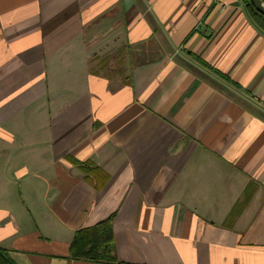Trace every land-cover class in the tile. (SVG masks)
Returning <instances> with one entry per match:
<instances>
[{
    "label": "crops",
    "instance_id": "1",
    "mask_svg": "<svg viewBox=\"0 0 264 264\" xmlns=\"http://www.w3.org/2000/svg\"><path fill=\"white\" fill-rule=\"evenodd\" d=\"M112 218L115 263L73 260ZM0 249L13 264H264V28L245 0H0Z\"/></svg>",
    "mask_w": 264,
    "mask_h": 264
},
{
    "label": "trees",
    "instance_id": "2",
    "mask_svg": "<svg viewBox=\"0 0 264 264\" xmlns=\"http://www.w3.org/2000/svg\"><path fill=\"white\" fill-rule=\"evenodd\" d=\"M248 2V0H245ZM264 2V0H262ZM251 7V6H250ZM259 26L264 28V16L251 7ZM114 239L112 218H107L94 226L75 231L69 246V258L93 262L115 263L113 255ZM0 264H13L7 254L0 249Z\"/></svg>",
    "mask_w": 264,
    "mask_h": 264
},
{
    "label": "water",
    "instance_id": "3",
    "mask_svg": "<svg viewBox=\"0 0 264 264\" xmlns=\"http://www.w3.org/2000/svg\"><path fill=\"white\" fill-rule=\"evenodd\" d=\"M249 5L264 16V2L262 0H248Z\"/></svg>",
    "mask_w": 264,
    "mask_h": 264
}]
</instances>
